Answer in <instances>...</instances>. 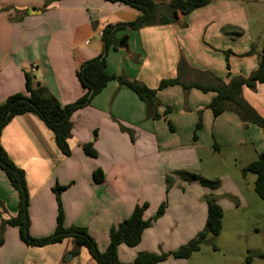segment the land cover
Returning a JSON list of instances; mask_svg holds the SVG:
<instances>
[{
  "label": "crops",
  "instance_id": "0c3cea01",
  "mask_svg": "<svg viewBox=\"0 0 264 264\" xmlns=\"http://www.w3.org/2000/svg\"><path fill=\"white\" fill-rule=\"evenodd\" d=\"M240 1L211 0L185 16L180 14L179 22L118 32L126 42L107 53L108 71L154 89L162 79L178 75L184 81L200 80L199 71L226 82L228 73L249 76L258 67L259 54H249L252 39L231 29L232 25L246 27L244 12L236 3ZM139 15L135 8L107 0H0V104L10 95L27 94V72L62 104L75 102L85 92L77 71L103 51V28L132 22ZM181 59L187 65L179 69ZM242 94L264 116V84L255 89L244 86ZM157 96L160 117L154 118L136 92L110 81L88 106L73 113L71 155L62 153L54 132L34 113L17 115L6 124L2 145L26 174L31 236L45 237L56 229V185L66 186L61 193L65 226L87 228L100 251L109 244L110 229L128 218L137 204L148 203L144 218L149 219L167 202L164 214L153 220L138 245L119 246L123 263L132 262L140 252L175 251L194 238L206 224L208 199L222 208L247 206L241 181L249 175L244 176L242 169L264 152L262 129L242 121L233 111L215 117L209 108L215 92L185 91L173 85ZM166 107H170L167 114ZM199 117L202 128L194 139ZM90 142L97 157L83 149ZM228 148L236 150L233 159L240 164L242 178L209 171L216 167L214 159L219 161ZM97 169L104 173L102 182L95 180ZM176 171L210 180L218 177L219 188L198 180L186 182ZM167 176L178 180L169 192ZM255 179L250 178L253 189ZM0 201L1 227L3 219L16 215L19 201L18 191L1 167ZM3 237L0 264H97L86 248L72 254L71 237L29 246L21 240L19 228L10 225L4 227ZM187 260L169 257L156 264H188Z\"/></svg>",
  "mask_w": 264,
  "mask_h": 264
},
{
  "label": "trees",
  "instance_id": "16d2710c",
  "mask_svg": "<svg viewBox=\"0 0 264 264\" xmlns=\"http://www.w3.org/2000/svg\"><path fill=\"white\" fill-rule=\"evenodd\" d=\"M114 3H122L135 8L140 12L136 20L132 22H118L107 24L102 31L103 51L80 67L77 76L85 89L84 94L75 102L64 105L54 96L48 88L38 81L29 72L26 73V91L16 93L7 97L0 104V167L5 171L11 185L18 191L19 201L16 215L2 220L0 227V246L4 243L3 229L6 225L19 228L21 240L29 246H45L59 243L66 238H73V255L80 253L82 248L88 249L97 264H156L161 261L173 258H189L194 252L201 249L207 242L209 235L217 237L223 227L224 211L213 199H208V215L204 228L188 243L180 246L175 251L166 253L140 252L130 263H123L119 259V246L125 244L130 247L138 245L142 239L144 231L149 228L153 220L162 216L167 208V202H163L156 214L149 219L144 218V212L148 206L147 202L137 204L131 215L122 220L118 225L110 229V241L105 251H100L97 242L91 236L88 229L79 226L66 227L64 224V208L61 200V193L66 186L56 185L54 188L58 202V216L55 231L45 237H33L30 235V193L27 186L25 171L19 167L9 156L2 145V130L12 118L24 113H34L38 115L44 123L50 128L56 137V144L65 155H71L72 150L69 145V138L72 135V115L78 109L88 106L93 98L98 95L112 80H117L121 85H125L138 94L147 106L148 115L159 118L157 109L161 102L158 99V91L173 85H180L185 91L192 88L202 92H215L216 96L209 104L215 117L225 111H233L239 115L244 122H250L258 125L264 134V116L252 107L244 98L243 87L247 86L255 89L258 84H264V46L259 54L258 67L247 77L236 75L231 76L226 82L222 78L215 76L208 71H199L202 79L194 81H184L179 75L175 78L162 79L159 86L154 89L145 83L127 78L124 75H115L107 69V53L111 49L120 47V38L118 32L125 30L140 29L145 26L162 25L180 21V14L187 15L196 8L205 6L211 0H171L169 3H157L155 0H107ZM241 35V32H236ZM254 47H252L253 49ZM252 49L249 53H252ZM229 54V52H228ZM187 63L181 59L179 69L186 66ZM228 63V68H229ZM170 112V107H166L165 114ZM170 127H172L170 123ZM202 128L201 117L196 124L194 139L198 138L197 132ZM217 147L216 145H214ZM85 153L91 157H97L98 151L93 143L83 145ZM256 175L254 182L255 192L264 200V152L259 154L258 158L243 167L242 173ZM189 180H198L202 185L217 187L219 180H210L196 173L183 172ZM96 182L104 180V173L101 169L94 172ZM170 176H167L169 182ZM2 202L0 201V209ZM216 248V246L214 245ZM264 259L263 251H248L246 261L250 263L254 258Z\"/></svg>",
  "mask_w": 264,
  "mask_h": 264
},
{
  "label": "rangeland",
  "instance_id": "374dc122",
  "mask_svg": "<svg viewBox=\"0 0 264 264\" xmlns=\"http://www.w3.org/2000/svg\"><path fill=\"white\" fill-rule=\"evenodd\" d=\"M236 3H240L239 7L244 12L242 15H244V26L246 27L242 25L235 28L232 25L233 34H235V31H240L241 36L245 35L244 39L251 38L254 42V46H252L254 48L252 53L249 54H260L264 46V1L241 0ZM222 154L223 156L219 161L214 159L216 167L211 168L209 171L229 173L233 177L239 176V178H242L240 164L233 159L236 150L228 148L223 150ZM204 158L207 157L204 156ZM204 161L207 163V159H204ZM204 169L207 170L205 167ZM174 174L178 178L189 182L185 173L176 171ZM247 174L249 178L241 181L244 187L243 198L247 206L227 207V205H224L223 207L226 208H223L224 216L221 233L217 237L209 235L207 242L202 245L201 249L188 258V264H264V259L258 257L250 263L245 260L250 250L264 252V200L255 192V189L251 188L250 178H256L255 174L250 172ZM216 179L218 177H214L212 180ZM177 181L176 178L170 177L169 182L167 181V192L174 187ZM217 188H219V185ZM224 198L231 200L229 195L224 194ZM233 202L238 206L237 201L233 199Z\"/></svg>",
  "mask_w": 264,
  "mask_h": 264
},
{
  "label": "water",
  "instance_id": "95a60500",
  "mask_svg": "<svg viewBox=\"0 0 264 264\" xmlns=\"http://www.w3.org/2000/svg\"><path fill=\"white\" fill-rule=\"evenodd\" d=\"M125 42H126V38L125 37H122V39L120 40V42H119V45L120 46H123V45H125ZM71 257V255H69V258Z\"/></svg>",
  "mask_w": 264,
  "mask_h": 264
},
{
  "label": "built area",
  "instance_id": "2783aa9c",
  "mask_svg": "<svg viewBox=\"0 0 264 264\" xmlns=\"http://www.w3.org/2000/svg\"><path fill=\"white\" fill-rule=\"evenodd\" d=\"M32 71H35V67L34 66L32 67Z\"/></svg>",
  "mask_w": 264,
  "mask_h": 264
}]
</instances>
